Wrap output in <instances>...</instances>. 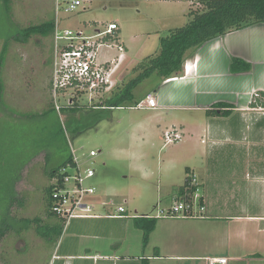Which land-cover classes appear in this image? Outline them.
<instances>
[{
    "label": "rangeland",
    "instance_id": "374dc122",
    "mask_svg": "<svg viewBox=\"0 0 264 264\" xmlns=\"http://www.w3.org/2000/svg\"><path fill=\"white\" fill-rule=\"evenodd\" d=\"M57 1L63 6L60 0H9L8 4L0 0V55L5 48L0 71L3 81L0 94L4 103L0 101V185L14 184L16 193L10 209L13 218L9 221L10 234L0 244V264H62L63 261H50L55 248L58 254L64 248L71 253H82L87 248L92 251L109 242L119 249L121 257L130 253L127 258L132 259V250L137 249L138 241H142L141 236L139 239L135 236L140 233L132 227V216L156 214V209L168 207V195L177 193V196L182 188L185 172L179 158L184 152L180 146L184 140L166 144L164 136L175 131L172 130L174 122L196 120L203 116L177 111L154 113L131 109L137 106L138 101L143 102L147 94L153 93L158 83L155 74L140 81L132 91L133 100L126 101L121 107H92L103 104L113 96L112 92L95 95L94 102L88 95L76 97L72 106L78 105V111L56 110L49 85L52 33L48 36L34 35L26 42H18L14 37L30 25L54 22ZM203 1L91 0L83 4L85 10L81 7L72 14H65L60 8L58 21L62 28L72 29H81L83 23H95L102 29L109 23H117L116 39L126 47L127 54L119 69L118 78L122 77V82L115 89L118 90L141 72L128 69L132 62L133 66L140 61L137 52L140 44L145 39L153 42V39L164 38L169 30L184 26L190 11L203 10ZM197 2L199 4L194 5ZM158 45V42L154 43L152 51H156ZM116 56V49L103 47L97 57L98 62L103 63ZM69 98L71 93L65 97L59 95L56 102L61 107H71ZM41 113H46V117L41 118ZM247 127L251 133L256 129L255 122L248 121ZM251 141L249 137L247 147L240 151L239 166L243 170L247 168L248 173L246 180L243 174L238 182L241 187L238 193L243 197L255 193L251 188H244V182L247 185L251 182L253 169L264 170V159L262 164L253 163L254 151L260 156L262 152L264 155V150L251 147ZM71 148L78 149L76 156L81 162L86 161L83 156H88L89 151L97 152V156L88 162L95 170V176L88 181L96 189L93 200L111 201L115 207L124 206L129 212L122 219L75 220L64 227L57 240L49 243L36 236L34 225L25 229L21 221L45 219L44 188L51 181L45 176L44 167H60L71 155ZM233 153L231 151L230 154ZM45 156H48V161ZM226 158L229 159V156ZM217 166L215 180L229 185L234 183L235 179L228 181V174H223L219 163ZM170 182L176 187H169ZM197 188L200 194L201 186ZM228 194L231 195L230 192ZM204 206L206 218L207 208ZM96 210L100 214L112 213L99 206ZM55 220L49 218L48 222ZM70 264L81 263L74 261Z\"/></svg>",
    "mask_w": 264,
    "mask_h": 264
},
{
    "label": "crops",
    "instance_id": "0c3cea01",
    "mask_svg": "<svg viewBox=\"0 0 264 264\" xmlns=\"http://www.w3.org/2000/svg\"><path fill=\"white\" fill-rule=\"evenodd\" d=\"M198 4L199 2L194 3ZM233 34L230 42H227L226 38ZM149 36L148 38L152 37ZM214 41L220 42L208 53L209 59L214 57L212 64L208 59L207 62L205 59L197 60L199 68L187 74V64L195 69L198 52ZM157 42L159 44L160 39H153V42L145 39L137 49L140 61L133 66L132 62L128 69L133 71L145 59L156 56L159 45L156 51H152V48ZM123 47L126 49L124 45ZM189 53L185 55L183 72L171 79L180 83L168 84L169 79L162 81L157 77L158 83L153 93L147 94L145 98L152 96L157 100L158 108L149 110L154 113L177 111L203 115L196 120L183 119L174 122L172 130L177 131L184 140L180 145L184 152L179 158L185 172L182 187L189 176L196 179L201 186L200 195L207 208L206 218L156 219L149 243L143 247L142 241H138L137 249L132 250V259L127 258L130 253L121 257L119 249H115L109 242L95 247L92 251L87 248L82 253H71L64 248L58 254L55 252L58 249L55 248L50 261H63L62 264L74 261L81 264H141V260L148 259L156 264H209V259L224 258L227 260L225 264H264V170L255 167L249 185L244 182V188H251L255 193L251 196L245 194L244 197L238 193L241 189L238 182L242 180L243 174L245 180L248 178L247 168L243 170L239 166L240 151L247 147L249 137L253 140L251 147L264 150V109L250 107L253 95L264 93V23L229 32L205 43L191 57ZM126 57L127 54L125 59ZM232 59L249 64L250 70L246 73H232ZM201 63L214 68L206 71V68H200ZM247 92L250 97L246 101ZM248 121L255 122L256 129L251 133L248 131ZM231 151H234L232 155ZM253 154V163L262 164L263 152L259 156L255 150ZM176 163L178 165L179 162ZM218 163L222 166L223 174H228V181L235 179L232 185L215 180ZM168 166L174 167L172 164ZM170 183L169 187H176ZM176 194L168 195L167 206L186 193L181 192L175 196ZM136 218L132 217V227L140 233L135 234L136 238L141 236L142 239V231L134 226ZM100 220L105 221L108 218ZM73 221L75 220L69 225ZM125 249L129 247L125 246ZM128 252H131L130 249Z\"/></svg>",
    "mask_w": 264,
    "mask_h": 264
},
{
    "label": "built area",
    "instance_id": "2783aa9c",
    "mask_svg": "<svg viewBox=\"0 0 264 264\" xmlns=\"http://www.w3.org/2000/svg\"><path fill=\"white\" fill-rule=\"evenodd\" d=\"M91 0H63L55 6V21L52 31V71L50 78V92L54 100L55 109L60 110L56 98L60 95L65 97L71 93L68 100L69 106L75 103L76 97L88 95L94 101L95 95L102 96L111 93L121 81L118 78L119 69L126 61L125 49L116 39L118 25L116 22L109 23L105 29L95 26V23H83L81 29L62 28L58 21V11L61 8L65 14H72L78 8L85 10L83 4ZM114 48L118 56L105 62H98L99 49ZM171 80V79H169ZM102 104L93 105L94 107ZM157 100L147 96L143 102L131 109L156 110ZM165 143L178 142L181 135L175 131L168 132L164 136ZM78 149L71 148V161L62 167L56 178L51 180L53 186L51 192L50 211L65 224L72 220L89 219H117L126 216L124 206L115 207L111 201L95 202V187L90 181L95 176V170L88 165L90 160L97 156V152L89 151L86 161L76 156ZM187 188L195 189L178 197L166 208L156 209V214L144 218L151 219H203L204 201L199 194L198 184L193 176L188 177ZM99 206L103 210L112 213L100 214L96 210ZM115 208V209H114ZM139 217V216H132ZM226 259H209V264H225Z\"/></svg>",
    "mask_w": 264,
    "mask_h": 264
},
{
    "label": "trees",
    "instance_id": "16d2710c",
    "mask_svg": "<svg viewBox=\"0 0 264 264\" xmlns=\"http://www.w3.org/2000/svg\"><path fill=\"white\" fill-rule=\"evenodd\" d=\"M8 4L9 0H4ZM203 10L190 11L188 13V22L179 28L169 30L168 36L161 38L159 42L158 54L154 57H149L141 62L135 71H140L139 75L130 82L123 85L120 89L112 91L114 94L111 98L105 100L103 107L116 108L121 107L126 101L133 100L132 91L136 85L155 74L162 81L178 77L183 72L185 63V55L190 52V57L201 48L205 43L222 37L229 32L238 31L252 25L264 23V0H205L202 2ZM54 27L53 21L43 22L38 25H30L18 33L14 39L18 42H26L34 35L48 36L51 35ZM5 48L0 55V71L2 69V57L4 56ZM250 65L238 60L232 59L230 62V71L232 73H246L250 70ZM3 81L0 72V93L3 90ZM116 91V92H115ZM111 92V93H112ZM0 101L3 103L2 95ZM105 103V104H104ZM4 104V103H3ZM5 106V105H3ZM252 108L264 109V93L258 92L252 97L250 104ZM80 109L78 105L71 107H61L64 110ZM60 109V110H61ZM53 111V110H52ZM41 118L46 117V113L40 114ZM31 118V117H29ZM42 149L40 150V152ZM49 160L48 156L44 157ZM71 161V155L58 168L46 169L44 174L48 180L56 178L59 170ZM48 162L46 163V165ZM188 179H186L183 187L179 189V193H190L195 189L187 188ZM53 186L50 184L44 188V196L46 200V217L45 219L33 218L23 219L21 221L25 229L34 225L36 236L44 239L46 242L52 243L57 240L65 227L62 220L55 217L50 211L51 192ZM14 184L6 183L0 185V244L1 241L10 233L9 221L10 209L15 200ZM56 219L54 222H48L46 219ZM157 220L151 218H136L134 226L142 231V246L145 247L149 243V237L153 232ZM19 235L18 231H15ZM141 264H156L151 263L148 259L141 260Z\"/></svg>",
    "mask_w": 264,
    "mask_h": 264
},
{
    "label": "bare ground",
    "instance_id": "6f19581e",
    "mask_svg": "<svg viewBox=\"0 0 264 264\" xmlns=\"http://www.w3.org/2000/svg\"><path fill=\"white\" fill-rule=\"evenodd\" d=\"M234 36V34L232 35V36H230V37H227L226 38V41L227 42H230V40H231V38ZM219 42L220 41H214V42H211L207 47H205L203 50H201V51H199L198 52V54H197V56H196V60H195V69H194V67L192 66H190L191 64H187V67H186V73L187 74H190L191 72H194V70H197L198 68H199V63H198V61L197 60H201V59H205L206 61L205 62H207V59H208V62H210L211 61V64H212V60L214 59V57L212 58V59H209V57H208V53L209 52H212V50L216 47V45L218 46V44H219ZM234 45V44H233ZM216 54H215V58H216ZM219 56V55H218ZM221 56V55H220ZM211 58V57H210ZM220 58V57H219ZM222 59V58H221ZM220 59V60H221ZM194 61V60H193ZM219 61V60H218ZM223 62V61H222ZM218 63V62H217ZM202 64H204V63H201L200 64V68L202 67H204V69L207 71V70H209V69H213L214 67H209L208 65H202ZM221 64V63H220ZM205 70H203V71H205ZM191 71V72H190ZM198 73H201V71H199ZM221 75V74H220ZM218 77V76H217ZM222 79V78H221ZM174 83H180V82H178V81H174V80H169L168 81V84H173L174 85ZM246 96H247V98H246V101L248 100V98L250 97V93L249 92H247L246 93ZM245 97V96H244Z\"/></svg>",
    "mask_w": 264,
    "mask_h": 264
}]
</instances>
